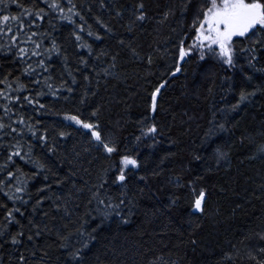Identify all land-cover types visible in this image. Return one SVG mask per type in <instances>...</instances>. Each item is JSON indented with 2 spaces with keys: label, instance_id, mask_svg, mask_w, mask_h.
Wrapping results in <instances>:
<instances>
[{
  "label": "trees",
  "instance_id": "1",
  "mask_svg": "<svg viewBox=\"0 0 264 264\" xmlns=\"http://www.w3.org/2000/svg\"><path fill=\"white\" fill-rule=\"evenodd\" d=\"M57 2L74 23L59 19L61 13L49 7L52 0L0 4V16H21L27 25L31 21L18 4L45 10L44 20L31 25V31L43 33L34 37L42 40L41 56L29 51L14 58V52L0 51V81L6 78L0 89L21 97L19 102L0 97V122L17 129H0V166L5 168L0 180L6 181L0 188L8 192L11 184L14 192L17 177L19 186L27 180L25 191L16 194L23 203L0 192V204L7 205L0 207V227L15 205L20 223H10L6 232H24L19 245H12L8 235L0 237V264H20L21 254L26 264H69L73 248L81 255L71 264H264V47L256 44L262 39L259 31L247 39L234 37L236 61L229 68L211 53L201 59L199 50L179 57L180 41L186 48L192 44L193 20L205 0ZM141 3L145 18L138 20ZM27 34L26 27L19 39ZM53 39L60 52L49 56ZM0 44H8L6 36H0ZM77 44L90 45L91 51ZM253 44L254 53L240 51ZM251 55L256 60L249 64ZM40 59L47 71L38 66ZM28 65L33 74L23 72ZM17 79L27 87L18 90ZM242 90L255 94L237 105ZM29 94L38 103L24 101ZM6 103L12 107L8 115ZM70 116L97 126L117 151L105 153L91 130ZM153 124L156 132L142 135ZM17 142L28 159L7 162L9 146ZM122 155L132 156L138 166L129 165L126 181L116 182ZM98 190L106 203H124L106 209L93 196ZM201 190L205 198L197 210ZM33 225L40 226V236L33 235ZM81 230L94 237L84 248L81 238L88 237ZM57 232L69 237V248L58 247Z\"/></svg>",
  "mask_w": 264,
  "mask_h": 264
},
{
  "label": "snow or ice",
  "instance_id": "2",
  "mask_svg": "<svg viewBox=\"0 0 264 264\" xmlns=\"http://www.w3.org/2000/svg\"><path fill=\"white\" fill-rule=\"evenodd\" d=\"M13 4L17 3V0H11ZM4 0H0V4H3ZM6 7V5H5ZM18 7L23 10V16L27 17L28 20L31 21V25H37L38 21H42L45 18V10L43 8L33 7L31 11L25 9L23 4H18ZM49 7L53 10L59 11L61 13L59 19L61 20H69L73 21L72 15H64V9L59 6L57 0H52V3L49 5ZM143 4L141 3L138 5L139 14L137 15L136 19L143 20L145 18V14L143 12ZM69 13H71V10H69ZM117 15H120L119 12H117ZM33 16L35 19H33ZM99 19V18H97ZM81 20H83V16H81ZM51 23V22H50ZM31 25H27L25 20L21 18V16L18 15H2L0 16V36H6L8 39V44H0V51L6 52V53H15L14 58H20L24 57L26 53L31 51V53L37 57L41 56V53L39 49L42 47V40L38 41L34 39L36 36H43V33L33 32L31 31ZM18 26V27H17ZM28 28V34L25 38V40L21 41L19 37L23 34V30L25 28ZM104 27H108L107 25H104ZM195 31V36L193 37L192 44L185 47V41L181 40L179 45V57L181 60H183L185 57L189 55V53H193L196 50H199L200 52V58L203 59L204 56L208 53L216 55L223 64L227 65L229 68H232L235 66V53L236 49L234 47L235 41L234 37H242L247 39L249 35L255 34L257 31L262 36V39L260 41H257L256 44H259L261 47H264V0H205V3L201 6L200 11L197 13L196 18L193 20V25ZM81 30H83V25L80 26ZM111 30V29H109ZM8 34H11L10 36ZM73 35L75 36L76 41H81L82 36L79 32H74ZM89 35H93L92 32H89ZM99 38V36H97ZM25 43H30L34 47L29 49L28 47L23 46ZM256 44L249 45L247 48L242 49L240 51H247L250 53H254L256 51ZM78 47H88L91 51V46L87 44H77ZM48 52V55L51 56L53 52L59 53L60 47L56 43V41L53 39L51 44V49L46 50ZM256 60L255 55H251L248 63L252 64L253 61ZM81 63H85V61L82 59ZM38 66L44 67V70L47 71L46 67V61L44 59H40L38 62ZM179 65H177L176 71H179ZM264 70V69H260ZM24 73L33 74L35 70L32 68L31 65H28L23 69ZM69 75H71V72H69ZM87 79V77H85ZM49 78H45V83H47V80ZM251 79V77H249ZM6 82L0 81V83ZM73 82H75V77H73ZM34 83H39V79H37ZM51 87V85H48ZM61 86H65L63 82H61ZM11 84H9V88H11ZM27 87L26 84L20 83L17 79V89L23 90ZM69 91H72L71 88L68 89ZM160 91V88H157L155 91L152 92V108L155 110L156 108V97L157 93ZM41 93H36V95H40ZM255 94V90L252 92H248L246 90H242L240 93V99L237 101V105L243 101H246L250 99L251 96ZM29 96H24L23 100L32 103L38 101L30 100ZM53 95H56L54 92ZM0 97H3L6 101H16L19 102L21 100V97L18 95H9L7 92L0 89ZM234 105L233 107H235ZM5 108V115H8L9 112L12 111V107L9 104L4 105ZM70 120L75 121L76 124L82 125L85 129L91 130V137L94 138V140L97 142L98 146H102L103 150L107 154H112L117 151L116 147L111 144L110 142L106 141L102 133L97 130V126H94L92 123L85 122L84 120L80 119L79 116H70L68 117ZM19 123H24V118L19 117ZM6 127L12 128V131H17L16 128L12 127V125H5L3 122H0V129H4ZM224 125L221 124L220 128H223ZM29 131H32L31 127H29ZM156 132V125L153 124L151 127H148L142 135H147L149 133H155ZM2 134V133H0ZM36 133L33 132V135ZM61 136L65 135V133L61 132ZM46 136H41V140H45ZM139 140L140 138L137 137ZM31 144L28 145V151L31 152ZM50 152L53 151L52 148L48 149ZM220 156H224V153H220ZM19 157L21 159H28V153H23V149L19 142L15 144V146H9V154L6 157L7 162H14V158ZM217 163H219V159L217 160ZM120 167L119 172L115 177L116 182H125L126 181V169L129 165L135 167L138 166V161L134 159L130 155H122L120 157ZM39 168L43 169L45 167L44 164H38ZM115 165H113L114 167ZM0 171H5V168L3 166H0ZM17 172H19V169H16ZM107 172V170H106ZM14 173L13 171H7L8 177H13ZM31 178V177H29ZM47 179V177H45ZM5 180H0V185H5ZM21 184V181L17 177V185L14 189V192L11 191L12 185L7 184L6 186L9 188L8 192H4L3 188H0V192H4V195L8 197V199L12 201H22V197L19 195H16L17 193H23L25 191V186L27 184V180L23 181V185L25 186H19ZM126 186V185H124ZM47 187V185H45ZM100 187H103V183L100 184ZM93 196L98 199V203L101 205H105L106 209L115 210L120 207L124 203L123 200L120 201V204L113 205L112 203H106L104 199L99 198V190L97 192L93 193ZM205 198V192L203 190L200 191L199 195L196 197L194 202V208L197 210L202 209V200ZM44 199L41 197V200ZM111 200V198H109ZM24 201H22L23 203ZM175 202V201H173ZM40 201H37V204H39ZM0 207L7 208L6 204H0ZM20 212V208L15 207L13 205V208L7 209L6 211V222L3 224L2 227H0V237L8 235V238L12 245H19L21 241V237H23L24 232L17 231L12 234H8L6 232V229L8 228L9 224L12 222H15L17 224L20 223L19 220H17L16 215L14 213ZM105 216L108 215V212L105 211ZM23 215V213H21ZM31 223V221H30ZM36 228L34 236H40V226L39 225H33ZM23 225H21V229H23ZM82 237L87 236V239L81 238V248L87 247V244L90 239H93L94 237L88 236L87 233H84L82 230ZM33 235H29L28 239L32 240ZM61 243L58 245L60 248L67 249L69 248L68 244V236L60 235L59 232L56 233ZM195 243V241H193ZM0 247H3V244H0ZM34 254V253H33ZM81 251L80 249L73 248L71 251L68 252V256L71 258L69 264H71L72 261H77V258L80 257ZM19 262L20 264H26V258L23 254L19 256Z\"/></svg>",
  "mask_w": 264,
  "mask_h": 264
}]
</instances>
